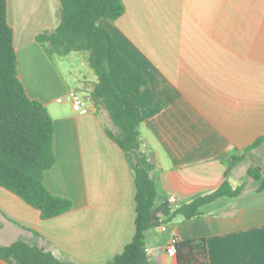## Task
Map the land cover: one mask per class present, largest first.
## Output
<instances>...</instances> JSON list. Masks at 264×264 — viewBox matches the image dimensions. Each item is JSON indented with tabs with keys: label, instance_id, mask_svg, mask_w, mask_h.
<instances>
[{
	"label": "crops",
	"instance_id": "0c3cea01",
	"mask_svg": "<svg viewBox=\"0 0 264 264\" xmlns=\"http://www.w3.org/2000/svg\"><path fill=\"white\" fill-rule=\"evenodd\" d=\"M121 1L124 14L102 25L148 82L131 100L140 109L165 104L138 127L141 151L153 164L154 208L174 196L169 206L176 209L225 179L232 188L244 185L239 197L219 198L196 218L176 217L166 232L148 231L150 264L176 263L165 253L172 235L204 239L208 264H264V189L240 181L243 174L251 179L250 167L264 177V141L244 152L264 136V0ZM6 2L19 78L54 122L56 162L44 186L73 207L43 221L0 187V247L23 241L70 264H106L133 239L136 190L124 153L105 134L106 111L89 99L96 77L83 89L85 74H74L72 89L35 40L58 25V0ZM70 90L86 97V109L57 102Z\"/></svg>",
	"mask_w": 264,
	"mask_h": 264
},
{
	"label": "trees",
	"instance_id": "16d2710c",
	"mask_svg": "<svg viewBox=\"0 0 264 264\" xmlns=\"http://www.w3.org/2000/svg\"><path fill=\"white\" fill-rule=\"evenodd\" d=\"M59 23L36 36V42L52 58L87 52L88 66L96 77L89 93L95 106L107 113L111 127L105 134L124 153L135 185V233L122 253L106 264H150L145 252L148 231L170 223L176 217L190 220L200 215V208L219 198L235 199L244 185L232 188L227 179L213 192L171 209L169 204L154 208L156 186L150 178L153 164L141 151L138 127L158 114L165 104L156 101L140 109L131 100L147 86L142 73L120 53L103 27L124 14L121 0H58ZM54 122L45 106L31 100L19 78L13 31L8 24L7 2L0 0V187L20 198L39 212L45 221L69 212L71 200L50 193L44 175L56 157L53 149ZM264 136L245 148L260 146ZM239 160L236 158L234 161ZM227 175V174H226ZM247 175L264 189V177L257 167ZM175 264H208L204 239L178 241ZM0 260L6 264H70L51 253L23 241L0 247Z\"/></svg>",
	"mask_w": 264,
	"mask_h": 264
},
{
	"label": "rangeland",
	"instance_id": "374dc122",
	"mask_svg": "<svg viewBox=\"0 0 264 264\" xmlns=\"http://www.w3.org/2000/svg\"><path fill=\"white\" fill-rule=\"evenodd\" d=\"M54 63V66L61 72L63 77L70 82L72 85V89H77L78 86H76L74 80H73V75L74 74H82L80 77H82V81L86 82L84 83L83 89L85 87L89 88L90 82L94 80V74L92 70L88 66V54L87 52H77V53H71L66 57L58 58V57H53L51 60ZM79 77V78H80ZM92 84V83H91ZM79 93V92H77ZM80 94V93H79ZM81 95V94H80ZM86 100V97H83ZM87 101V100H86ZM104 124L110 128L111 124L104 122ZM262 152H264V149H261ZM262 155L261 152H259V156ZM247 166V161L242 162L239 164L238 170H243ZM264 168V159H262V165ZM240 181L244 183L247 187L255 186V182L249 179L246 174H243V176H240Z\"/></svg>",
	"mask_w": 264,
	"mask_h": 264
},
{
	"label": "built area",
	"instance_id": "2783aa9c",
	"mask_svg": "<svg viewBox=\"0 0 264 264\" xmlns=\"http://www.w3.org/2000/svg\"><path fill=\"white\" fill-rule=\"evenodd\" d=\"M58 103L61 102H66L68 104H70V106L72 107V110L74 112H80L83 109H86L88 104L87 102L84 100V98H82L76 91L74 90H70L69 92H67V94L64 97L58 98L57 99ZM176 198L174 196H170L167 200V204L169 205H173L176 203ZM158 230L161 232H166L167 231V226L166 225H160L158 227ZM178 243V239L172 235L169 238V241L167 243V246L165 247V253L168 257L170 258H175L176 256V244ZM145 252L146 249H145Z\"/></svg>",
	"mask_w": 264,
	"mask_h": 264
}]
</instances>
